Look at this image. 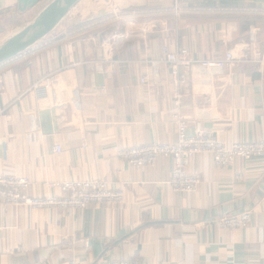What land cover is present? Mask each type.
Wrapping results in <instances>:
<instances>
[{
	"label": "crops",
	"instance_id": "crops-1",
	"mask_svg": "<svg viewBox=\"0 0 264 264\" xmlns=\"http://www.w3.org/2000/svg\"><path fill=\"white\" fill-rule=\"evenodd\" d=\"M26 14L17 0H0V33ZM181 48L215 63L176 79L164 51ZM47 78V92L33 89ZM176 116L188 134L264 141V0H80L1 64L0 170L28 178L32 197L60 196L55 182L96 178L125 199L74 212L0 203V264H264V157L217 168L200 153L188 169L202 181L181 193L168 184L172 158L138 168L118 155L176 142ZM245 210L249 226L218 224Z\"/></svg>",
	"mask_w": 264,
	"mask_h": 264
},
{
	"label": "built area",
	"instance_id": "built-area-1",
	"mask_svg": "<svg viewBox=\"0 0 264 264\" xmlns=\"http://www.w3.org/2000/svg\"><path fill=\"white\" fill-rule=\"evenodd\" d=\"M177 14L178 10H175ZM165 60L170 65L172 74L178 79L182 77L183 69L200 63L203 66H212L215 61L203 59L197 60L190 56L186 48L170 52L165 50ZM235 60L231 52L227 53L226 61ZM36 83L34 90L48 91L50 80L47 78ZM143 83L146 79L142 80ZM178 138L174 143H162L153 141L136 146L120 148L118 155L134 167L154 166L160 158H172L173 169L168 184L175 192H193L202 181L199 173L189 172L188 166L200 153H208L212 156L217 168H229L236 158L252 159L264 157V141L255 142H231L225 143L219 140L210 130H197L194 134H188V121L176 116ZM55 153L62 152V146L56 144ZM62 190L60 196H29L26 194L30 181L25 176L6 174L0 170V203L4 206H30L34 208H61L70 211L83 210L92 204H122L124 191L114 187L102 179H71L55 182ZM252 221V212L249 210L237 214L225 215L218 219V224L223 228H238L249 226ZM67 264H81L71 259ZM94 264H142L137 259L99 260ZM183 264V263H179Z\"/></svg>",
	"mask_w": 264,
	"mask_h": 264
},
{
	"label": "water",
	"instance_id": "water-1",
	"mask_svg": "<svg viewBox=\"0 0 264 264\" xmlns=\"http://www.w3.org/2000/svg\"><path fill=\"white\" fill-rule=\"evenodd\" d=\"M43 0H17L18 9L27 12ZM80 0H51L27 25L0 42V65L28 50L49 35Z\"/></svg>",
	"mask_w": 264,
	"mask_h": 264
},
{
	"label": "rangeland",
	"instance_id": "rangeland-1",
	"mask_svg": "<svg viewBox=\"0 0 264 264\" xmlns=\"http://www.w3.org/2000/svg\"><path fill=\"white\" fill-rule=\"evenodd\" d=\"M51 0H45L43 3H41L40 5H38L37 7H35L34 9H31L28 11V14L25 15V17H23L22 19H19L18 22L16 21V25H12V32L15 30H18L22 27H24L25 25H27L30 21H32L37 14L47 5V3H49ZM34 10V11H33ZM12 32H2L0 33V42H2L4 39H6L7 37L11 36Z\"/></svg>",
	"mask_w": 264,
	"mask_h": 264
}]
</instances>
